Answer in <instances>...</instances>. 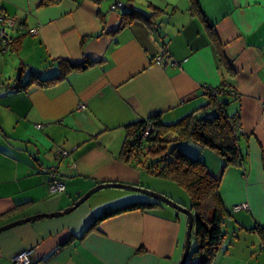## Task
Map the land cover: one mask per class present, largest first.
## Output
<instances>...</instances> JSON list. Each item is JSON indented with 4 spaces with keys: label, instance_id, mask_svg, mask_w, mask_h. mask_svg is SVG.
Here are the masks:
<instances>
[{
    "label": "crops",
    "instance_id": "crops-1",
    "mask_svg": "<svg viewBox=\"0 0 264 264\" xmlns=\"http://www.w3.org/2000/svg\"><path fill=\"white\" fill-rule=\"evenodd\" d=\"M118 2L125 8L112 10ZM195 2L197 15L190 0H0V16L17 23L12 45L0 51V228L64 214L101 184L153 190L191 210L177 185L119 159L124 127L154 116L168 126L211 114L206 94L218 89L215 100L236 117L245 165L225 168L213 152L180 142L219 180L234 219V237L221 241L211 264H264L255 231L264 230V0ZM129 5L139 18L122 27L134 14ZM164 54L176 65L156 64ZM86 61L85 70L68 69ZM32 75L61 76L37 85ZM60 150L68 156L57 160ZM51 170L63 193L48 194ZM135 201L154 200L105 189L67 215L2 231L0 264L23 251L30 264H179L188 220L166 205L125 212L85 232L105 209ZM242 204L247 211H231ZM194 245L191 239L190 251Z\"/></svg>",
    "mask_w": 264,
    "mask_h": 264
},
{
    "label": "trees",
    "instance_id": "trees-1",
    "mask_svg": "<svg viewBox=\"0 0 264 264\" xmlns=\"http://www.w3.org/2000/svg\"><path fill=\"white\" fill-rule=\"evenodd\" d=\"M57 1L43 0L42 4H54ZM190 2L192 13L197 15L199 11L195 7V0ZM131 10L134 14L124 17L122 27L139 18L136 10L133 8ZM88 64V61L83 64H68V69L81 71L85 70ZM61 75L49 80H40L32 75L30 82L37 85L49 84L58 80ZM216 97L217 95H207L208 103L205 108L212 109L211 114L198 117L189 115L168 126L159 122L158 116L125 126L126 136L119 156L125 164L145 170L152 177L167 180L188 195L191 211L194 212L191 239L195 245L187 258L192 264L212 263L224 238L221 230L222 221L225 216L230 215L220 198L219 180L207 171L200 160L189 157L183 151L180 142L193 141L213 152L223 160L225 168H241L246 163V156L239 149V137L235 133L236 117H229L224 111V106L215 100ZM149 126L153 128L152 133L141 140L143 132ZM157 205L156 201H135L105 209L91 221L85 232L97 230L102 222L122 213L152 210ZM255 231L264 243V230L255 228Z\"/></svg>",
    "mask_w": 264,
    "mask_h": 264
},
{
    "label": "built area",
    "instance_id": "built-area-1",
    "mask_svg": "<svg viewBox=\"0 0 264 264\" xmlns=\"http://www.w3.org/2000/svg\"><path fill=\"white\" fill-rule=\"evenodd\" d=\"M129 6L133 8L131 5ZM118 8L123 9L125 8V6L118 2L111 7L112 10H115ZM16 28H17V23L14 19L0 16V50L1 52H6L12 45L14 41V37L12 33L15 31ZM28 34L31 36H35L37 34V30L35 29L30 30ZM166 61L168 63H165ZM155 63L158 65L165 64V66H171V67L176 65L175 62H170L167 59V55L165 54L157 56L155 58ZM208 94L211 96H214V95L216 96L217 91L210 90V91H207V95ZM84 109H85V106L79 107V110H84ZM36 128H39V127L37 126ZM152 131H153L152 127L150 126L147 127L146 130L143 132V136L141 140L146 139L152 133ZM55 156L57 160H61V159L66 158L68 156V153L63 150H60L56 153ZM48 173L50 177V181L47 186L48 194L54 195V194L63 193L65 191V186L61 181H59L54 170H51ZM233 210L236 213L240 211H247L248 205L247 204L238 205V206H235ZM29 255H30V252L28 251L20 252L12 259L11 263L12 264H30Z\"/></svg>",
    "mask_w": 264,
    "mask_h": 264
},
{
    "label": "water",
    "instance_id": "water-1",
    "mask_svg": "<svg viewBox=\"0 0 264 264\" xmlns=\"http://www.w3.org/2000/svg\"><path fill=\"white\" fill-rule=\"evenodd\" d=\"M105 189H119V190H127V191H131V192L140 193V194L156 201L158 204L166 205V206L176 210L177 212H180L183 215H185L187 217L188 224H187V231H186L184 253H183L182 259H181L179 264H185L186 263L187 258H188L189 253H190V244H191L192 227H193V214H192L191 210L183 208L181 205L173 202L172 200H170L167 197L149 192V191L144 190L142 188L133 187V186H125V185H121V184H101V185H98L95 188H93L92 190L88 191L81 198H79L69 210L64 212V214H57L56 213V214H49V215H39V216H35L32 218L20 220V221L14 222L12 224H9L7 226L1 227L0 232L8 230L12 227H15L16 225H21L23 223L34 221L36 218H40V217L56 218V217H60L63 215H67V214L73 212L74 210H76L81 204H83L86 200H88L93 194H95L101 190H105Z\"/></svg>",
    "mask_w": 264,
    "mask_h": 264
},
{
    "label": "rangeland",
    "instance_id": "rangeland-1",
    "mask_svg": "<svg viewBox=\"0 0 264 264\" xmlns=\"http://www.w3.org/2000/svg\"><path fill=\"white\" fill-rule=\"evenodd\" d=\"M149 178H151V180H153V179H156V178H154V177H149ZM153 178V179H152ZM142 189H144V190H147V191H149V192H152V193H155V194H158L157 192H154L153 190H149V189H145V188H142ZM131 192V191H130ZM181 192V196L179 197L180 199H182V201H188L189 200V197H188V195L183 191V190H181L180 191ZM133 193H136V192H133ZM137 194H140V193H137ZM140 195H142V194H140ZM158 195H161V194H158ZM144 196V195H143ZM161 196H163V195H161ZM165 197V196H164ZM178 198V197H177ZM189 202V201H188ZM190 205V204H189ZM233 208L234 207H232L231 208V211L233 212V213H236V212H234V210H233ZM227 210V209H226ZM228 212H229V210H227ZM229 215H231L230 214V212H229ZM226 218H224L223 219V221H222V224H221V230H222V232H223V234H224V238H223V240H226V241H228V240H232V238L234 237L233 236V234H232V229L231 228H229V225H228V222H232L234 219L231 217V216H225ZM247 234V233H246ZM248 235V234H247ZM248 238H251V236H247ZM191 263V261L190 260H188L187 261V264H190Z\"/></svg>",
    "mask_w": 264,
    "mask_h": 264
}]
</instances>
